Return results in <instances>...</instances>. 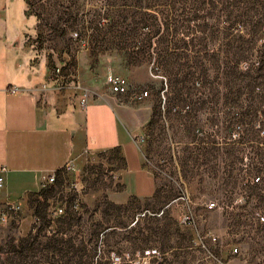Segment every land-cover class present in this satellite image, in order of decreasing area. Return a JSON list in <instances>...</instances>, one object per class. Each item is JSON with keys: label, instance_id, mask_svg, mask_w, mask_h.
Instances as JSON below:
<instances>
[{"label": "rangeland", "instance_id": "rangeland-1", "mask_svg": "<svg viewBox=\"0 0 264 264\" xmlns=\"http://www.w3.org/2000/svg\"><path fill=\"white\" fill-rule=\"evenodd\" d=\"M31 1L46 78L140 115L156 189L121 200V152L84 153L13 202L0 264H130L147 251L152 264H264V0H88L56 17ZM108 74L127 91L111 92Z\"/></svg>", "mask_w": 264, "mask_h": 264}, {"label": "crops", "instance_id": "crops-1", "mask_svg": "<svg viewBox=\"0 0 264 264\" xmlns=\"http://www.w3.org/2000/svg\"><path fill=\"white\" fill-rule=\"evenodd\" d=\"M39 1L56 17L65 14L57 7L67 11L88 0ZM32 5L31 0H0V210L38 196L42 176L55 173L57 179L84 153L114 149L124 161L117 173L121 200L151 198L156 186L143 163L140 115L117 106L108 94L82 106L78 88L46 78L44 61L34 57L31 39L39 34V16ZM171 209L180 220V208ZM146 214L153 215L144 209L137 217Z\"/></svg>", "mask_w": 264, "mask_h": 264}, {"label": "built area", "instance_id": "built-area-1", "mask_svg": "<svg viewBox=\"0 0 264 264\" xmlns=\"http://www.w3.org/2000/svg\"><path fill=\"white\" fill-rule=\"evenodd\" d=\"M105 20L102 19V23ZM105 83L108 85V87L110 88V91L113 93H125L127 91V81L125 78L123 77H119V76H114L112 74H108L105 78ZM77 88L81 91V94L78 98V102L80 105L85 106L87 104V93L85 90H83L82 87H80L77 84ZM73 167L71 165H69L67 167L66 170H71ZM259 179V176H255L254 180L257 181ZM56 181V174L55 173H51L49 175H45L42 176L41 181H40V188L41 189H46L50 186H52ZM3 184V178L2 176H0V188L2 187ZM18 209V205H16L13 202L7 203L5 204L2 209L0 210V221L4 222L10 215L11 213H13L15 210ZM63 213V207L62 206H54L51 208L50 211V216L51 217H58ZM161 212H159L158 214H160ZM256 215L258 217H260L261 219H263L259 213H256ZM192 218L191 216L187 215V214H183L180 218V222L182 223H192ZM231 251L233 253H239L238 248L235 246L233 248H231ZM151 252H155L156 255H158L157 251H151ZM149 251L145 252L142 256L134 259L133 261H130V264H152L149 262ZM155 258L157 259L153 264H159L160 257L159 256H155Z\"/></svg>", "mask_w": 264, "mask_h": 264}]
</instances>
